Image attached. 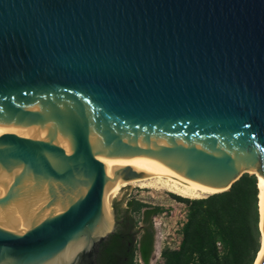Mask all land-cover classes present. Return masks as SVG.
<instances>
[{"label":"water","instance_id":"95a60500","mask_svg":"<svg viewBox=\"0 0 264 264\" xmlns=\"http://www.w3.org/2000/svg\"><path fill=\"white\" fill-rule=\"evenodd\" d=\"M146 172L264 178V0H0V264H97Z\"/></svg>","mask_w":264,"mask_h":264},{"label":"trees","instance_id":"16d2710c","mask_svg":"<svg viewBox=\"0 0 264 264\" xmlns=\"http://www.w3.org/2000/svg\"><path fill=\"white\" fill-rule=\"evenodd\" d=\"M255 173L244 172L229 188L187 197L167 191L184 207L177 246H164L157 264H253L261 244ZM125 191L112 200L115 229L99 244L97 264H149L154 251V217L167 208Z\"/></svg>","mask_w":264,"mask_h":264},{"label":"rangeland","instance_id":"374dc122","mask_svg":"<svg viewBox=\"0 0 264 264\" xmlns=\"http://www.w3.org/2000/svg\"><path fill=\"white\" fill-rule=\"evenodd\" d=\"M125 183L132 185L129 191L139 188L141 189L140 196L152 203L162 204L167 208L168 212L160 214L153 219V226L155 230L153 253H158L164 246H177L180 238L179 228L184 220V207L181 203L170 199L165 192L170 191L176 194L179 193L174 188L171 189L172 187L169 185L163 183L154 184L151 183L149 179L143 180L141 178H136L131 181H126ZM205 194H202L201 196Z\"/></svg>","mask_w":264,"mask_h":264},{"label":"bare ground","instance_id":"6f19581e","mask_svg":"<svg viewBox=\"0 0 264 264\" xmlns=\"http://www.w3.org/2000/svg\"><path fill=\"white\" fill-rule=\"evenodd\" d=\"M257 178H258L257 185L259 188L258 206H259V215H260V219H259V227H260L261 226V195L264 194V178H262L259 175H257ZM141 179H143V180L149 179L150 182L154 183V184L163 183V184L169 185L170 187H172L171 189L174 188L179 194L187 196V197H199L205 193L215 192V191H212V192L203 191L201 189L195 188V187L187 184L186 182H183V181L177 179L176 177H174L172 175H159V174H154V173H147V176L143 177ZM120 181L124 182V183L126 182L122 179H120ZM169 186H167V187H169ZM263 250H264V237H263V234L261 233L260 248L257 252L256 258H255L253 264L257 263V261L261 255V253L263 252Z\"/></svg>","mask_w":264,"mask_h":264},{"label":"built area","instance_id":"2783aa9c","mask_svg":"<svg viewBox=\"0 0 264 264\" xmlns=\"http://www.w3.org/2000/svg\"><path fill=\"white\" fill-rule=\"evenodd\" d=\"M160 251L158 253L156 252V254L152 253V257L150 259L149 264H157L158 263V261L160 260ZM137 262H138V264H142V262L139 258L137 259Z\"/></svg>","mask_w":264,"mask_h":264},{"label":"flooded vegetation","instance_id":"af4514ba","mask_svg":"<svg viewBox=\"0 0 264 264\" xmlns=\"http://www.w3.org/2000/svg\"><path fill=\"white\" fill-rule=\"evenodd\" d=\"M98 251H99V248H98ZM98 251H97V253H98Z\"/></svg>","mask_w":264,"mask_h":264}]
</instances>
